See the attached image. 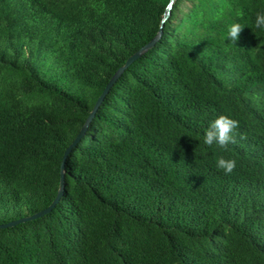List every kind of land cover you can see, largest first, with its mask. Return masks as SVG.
Instances as JSON below:
<instances>
[{"label": "trees", "instance_id": "obj_1", "mask_svg": "<svg viewBox=\"0 0 264 264\" xmlns=\"http://www.w3.org/2000/svg\"><path fill=\"white\" fill-rule=\"evenodd\" d=\"M169 2L0 0V225L52 203L65 150ZM261 11L176 0L68 156L58 205L0 228V264H264ZM221 115L239 122L226 149L204 143Z\"/></svg>", "mask_w": 264, "mask_h": 264}, {"label": "water", "instance_id": "obj_2", "mask_svg": "<svg viewBox=\"0 0 264 264\" xmlns=\"http://www.w3.org/2000/svg\"><path fill=\"white\" fill-rule=\"evenodd\" d=\"M175 2H176V0H170L168 6L166 8L165 13L163 14L161 25H160V29H159L157 35L149 43H147L145 46H143L140 50H138L136 53L132 54L127 59L126 63L123 66H121L116 71V73L112 76V78L110 79V81L106 85L104 91L102 92V94L100 95L98 100L96 101L92 111L90 112V114H89L85 124L81 128L79 134L77 135L75 140L70 144V146L65 150L64 155H63L62 164H61L60 185H59L58 193H57L55 199L52 201V203L47 208H45V209H43V210H41V211H39L37 213H34V214L30 215V216L18 219L16 221L10 222V223L5 224V225H0V228L12 227V226H15V225L20 224V223H24V222H28V221H31V220H35V219L41 218V217L49 214L58 205V203L60 202V200H61V198H62V196L64 194V189H65V164H66L68 156L70 155L72 150L81 142V140L86 135L92 120L95 118V116H96L98 110L100 109L101 105L103 104L106 96L110 93L111 89L114 87V85L116 84L118 79L122 76V74L135 61H137L139 58H141L149 50L154 48V46L157 44V42L161 39V37L163 35V28L165 26V23L167 22V20L171 16V13H172V10H173Z\"/></svg>", "mask_w": 264, "mask_h": 264}, {"label": "clouds", "instance_id": "obj_3", "mask_svg": "<svg viewBox=\"0 0 264 264\" xmlns=\"http://www.w3.org/2000/svg\"><path fill=\"white\" fill-rule=\"evenodd\" d=\"M255 27L264 30V11L256 13ZM243 29L244 27L239 23L232 24L228 30V39L235 43ZM238 126V121L221 115L210 124L204 136V143L208 146L216 144L220 148L226 149L229 143L235 142L233 133ZM216 167L223 170L225 174H231L236 168V161L220 157L216 161Z\"/></svg>", "mask_w": 264, "mask_h": 264}]
</instances>
